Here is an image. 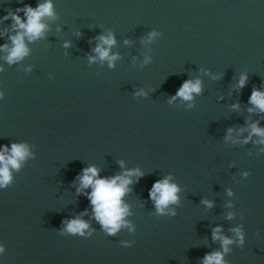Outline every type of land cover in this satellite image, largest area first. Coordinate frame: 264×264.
I'll use <instances>...</instances> for the list:
<instances>
[{"label":"clouds","instance_id":"9594fccd","mask_svg":"<svg viewBox=\"0 0 264 264\" xmlns=\"http://www.w3.org/2000/svg\"><path fill=\"white\" fill-rule=\"evenodd\" d=\"M19 12H23L26 20L23 19ZM55 11L52 0H44L36 8L30 5H25L23 8H18L16 12H10L4 17L5 20L11 19L13 21L12 30L16 33L9 37L11 40V47L5 44L0 46V51L7 53L5 59L9 64L22 60L29 54V49L26 44V40L31 42L42 36H44L48 25L45 23V18L54 19ZM8 29H5L7 33ZM157 33L152 32L149 34V39L155 36ZM100 43L95 47L94 52L96 56L89 57L91 61H95L99 58L101 61L107 60L109 65L112 66V62L118 57L116 55H110L111 47L116 43L114 36L109 33L108 35H101L99 38ZM65 47H70V43H66ZM2 70V69H0ZM247 75L242 74L237 89H243L247 82ZM201 92V81L199 79L192 81L187 80L179 88L176 93L177 97L183 100L190 101L193 99V93L199 94ZM3 93H0L2 98ZM249 103L253 105L249 108V113L259 110L264 113V91L259 89H253L249 98ZM233 108H239V104L233 105ZM250 134L247 140H250L253 135L259 136L261 139L258 143L264 144V128L258 126V123L249 124L248 128H241L240 132L248 131ZM235 131L233 128L228 129V135L226 139L232 138V133ZM245 140V143L247 142ZM30 155L28 146L23 143H13L11 149L5 145L0 149V187L6 186L11 181V170L19 169L20 163L24 161ZM121 166L123 162L121 161ZM247 176L248 173H245ZM132 176H143V173L137 170L125 171L122 175H117L111 178H99V170L95 166H90L83 169L82 175L78 177L79 187L76 189L77 194H84L88 196V199L93 206L95 219L100 222L103 228L109 235H115L117 231L126 226V221L123 219L128 215V206L123 203L122 198L130 190L129 185L133 183ZM171 177H167L162 180L156 181L149 192V197L154 201L156 210L158 213H164L165 208L172 203L178 201L177 193L178 187L174 183H170ZM91 188V193H83L84 189ZM232 193L229 192V195ZM209 208L212 207V202L204 200L202 201ZM86 214V213H85ZM175 213H173L174 215ZM232 218V214L229 213V219ZM88 228V224L77 218L73 219L66 224V231L71 234L84 235V230ZM238 238V244L240 247L244 246L245 237L242 228L237 227L232 229ZM213 240H220L222 242L223 252H213L207 254L203 259V264H227L224 260V254L229 251V245L234 241L227 236L222 235V229L216 227L212 232ZM124 247H131L130 242H122ZM4 249L0 247V252Z\"/></svg>","mask_w":264,"mask_h":264}]
</instances>
